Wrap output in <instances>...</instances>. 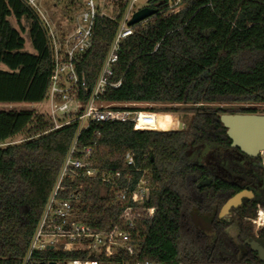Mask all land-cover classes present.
Listing matches in <instances>:
<instances>
[{
	"label": "trees",
	"instance_id": "obj_1",
	"mask_svg": "<svg viewBox=\"0 0 264 264\" xmlns=\"http://www.w3.org/2000/svg\"><path fill=\"white\" fill-rule=\"evenodd\" d=\"M172 1L147 0L146 6L156 11L134 24L113 76L122 84L109 87L103 98L163 104L154 110L191 112L188 122L172 129H135L131 121L92 122L82 131L79 146L95 147L102 171L121 170L134 179L146 172L150 204L157 211L134 229L133 242L144 257L164 264H252L259 261L254 256L260 241L254 218L258 204H264V167L226 157L234 174L229 177L190 151L203 145L230 148L220 115L258 112L253 106L238 110L220 103L264 104V0H182L180 10L167 14ZM119 3L106 0L105 9L115 13ZM119 17H97L92 47L76 65L89 87ZM24 33L34 51L25 49ZM0 62L8 66L0 69V101L45 100L54 68L51 38L43 17L27 0H0ZM87 95L85 89L82 99ZM52 126L42 111L0 109V264H21L78 127L72 123L50 130ZM18 135L22 141L10 142ZM128 156L134 164H128ZM206 177L212 182L198 186ZM260 179L263 186L255 198H244L229 215L217 216L227 198ZM119 212L118 205L100 196L99 181H92L82 210L85 220L108 228ZM202 214L210 216V229L202 226ZM258 231L264 233L263 228ZM80 257L88 255L61 248L34 254L35 264Z\"/></svg>",
	"mask_w": 264,
	"mask_h": 264
},
{
	"label": "built area",
	"instance_id": "obj_2",
	"mask_svg": "<svg viewBox=\"0 0 264 264\" xmlns=\"http://www.w3.org/2000/svg\"><path fill=\"white\" fill-rule=\"evenodd\" d=\"M27 1L43 17L51 38L54 68L45 98L48 116L53 121L50 130L72 123H77L78 127L21 264H35V252L54 248L88 255L57 261L58 264H164L144 257L142 249L133 242L137 222L153 218L157 211V207L150 204L151 195L149 200L147 198L151 190L146 172L134 179L132 173L123 175L121 170L102 171L96 166L95 147L79 146L82 131L92 122L131 121L135 129H165L158 122V112L139 107L140 102L103 98L109 87L122 84V79L114 80L113 76L119 50L135 31L128 21L139 9L140 0H119L115 13L105 9L106 0H83L81 9L69 24L61 27L54 26L44 14L41 0ZM120 6H123L121 12ZM182 6V0H173L166 13H175ZM119 14V25L109 51L94 84L89 87L76 65L92 47L97 17L116 18ZM85 89L88 95L82 99ZM128 164H134L132 156H128ZM94 180L99 181L100 196L108 197L120 207L114 224L108 228H99L85 220L82 214L86 191Z\"/></svg>",
	"mask_w": 264,
	"mask_h": 264
},
{
	"label": "water",
	"instance_id": "obj_3",
	"mask_svg": "<svg viewBox=\"0 0 264 264\" xmlns=\"http://www.w3.org/2000/svg\"><path fill=\"white\" fill-rule=\"evenodd\" d=\"M155 8L144 6L133 13L132 18L128 21L129 25H134L147 17L154 14ZM220 119L227 128V134L231 139V146L239 148L242 152L250 156L262 155L264 160V114L248 113V112H224L220 115ZM182 123L179 124L181 128ZM210 178L201 180L198 186L209 184ZM151 191L148 192V200ZM253 191L242 189L225 200L219 210V217H225L233 207L239 206L244 197H252ZM259 250L264 254V246ZM40 264H58L57 261L41 262Z\"/></svg>",
	"mask_w": 264,
	"mask_h": 264
},
{
	"label": "rangeland",
	"instance_id": "obj_4",
	"mask_svg": "<svg viewBox=\"0 0 264 264\" xmlns=\"http://www.w3.org/2000/svg\"><path fill=\"white\" fill-rule=\"evenodd\" d=\"M70 1L72 0H41L40 6L44 14L49 18L54 26H64L69 24L70 18L76 15V12H78L81 9L82 0H74L75 6L70 5ZM103 1V0H98ZM147 0H140L138 2V8L146 6ZM15 22V19H13ZM26 37V44L25 49L29 51H34L30 40L26 36L27 33H24ZM0 69H8V66L0 62ZM221 106L231 107L233 109L240 108H247V107H256L257 113H264V104H249V103H220ZM139 107L154 110L156 108L164 107L163 104H157V103H151V102H140ZM0 109H35L38 111H42L47 113L49 111V106L46 100L42 102L32 103V102H6V101H0ZM156 112L162 113V118L167 121V127L168 129L177 128L179 127V124L182 123V126L188 122L190 116L192 115L191 112H184L181 110H168V111H158L154 110ZM237 112V111H236ZM48 114V113H47ZM181 126V127H182ZM24 137L22 135H18L14 137L10 142H20L22 141ZM8 144L5 143L4 145ZM212 153V152H211ZM263 208V207H262ZM261 209V208H260ZM255 223V222H254ZM258 223H255V228L257 229ZM236 230L231 229V233L233 235L236 234Z\"/></svg>",
	"mask_w": 264,
	"mask_h": 264
},
{
	"label": "flooded vegetation",
	"instance_id": "obj_5",
	"mask_svg": "<svg viewBox=\"0 0 264 264\" xmlns=\"http://www.w3.org/2000/svg\"><path fill=\"white\" fill-rule=\"evenodd\" d=\"M262 114H264V113H262ZM190 154L192 157H195L199 162H202L206 165H210L220 175H225V176H229V177H234V174L231 173L228 170V168L226 167V157H229L234 162L239 163V164L244 165V166L245 165L246 166L256 165V166H263L264 167V160H263L262 155L250 156V155H247L244 152H242L239 148L233 147V146H231L230 148H218V147L214 148V147H210L208 145H203L197 149L191 150ZM208 178L211 179V181L209 182V184H210L212 182L211 177H206L202 180H207ZM204 186H206V185H204ZM262 186H263V181H262V179H260L257 182L252 183V187L243 188V189H249V190L253 191L252 197H244V198H247V199L255 198L258 195ZM244 198H243V200H244ZM262 207L264 209V204H258L257 215L254 218V222L258 223V227L256 229V231L258 232L257 238L260 239V241L257 245V251H256V253H254V256L259 258V261L252 263V264H264V254H262L261 251L259 250V247L261 248L262 246H264V233L261 234L258 231L261 228L264 229V222H260V220H259V213H260V210L262 209ZM220 208H219V210H220ZM219 210L217 212L218 217H219V215H218ZM230 212H231V210H230ZM229 213L227 215H229ZM204 215L205 214L201 215L200 222H202L203 227H205L206 229H210V227H209V225H210L209 217L210 216L205 217ZM236 238H238V236H236Z\"/></svg>",
	"mask_w": 264,
	"mask_h": 264
},
{
	"label": "bare ground",
	"instance_id": "obj_6",
	"mask_svg": "<svg viewBox=\"0 0 264 264\" xmlns=\"http://www.w3.org/2000/svg\"><path fill=\"white\" fill-rule=\"evenodd\" d=\"M156 115L158 117L159 124L162 125V126H166L167 125V121L162 118V113L158 112V113H156ZM259 220L261 222H264V209L263 208L260 210Z\"/></svg>",
	"mask_w": 264,
	"mask_h": 264
},
{
	"label": "crops",
	"instance_id": "obj_7",
	"mask_svg": "<svg viewBox=\"0 0 264 264\" xmlns=\"http://www.w3.org/2000/svg\"><path fill=\"white\" fill-rule=\"evenodd\" d=\"M165 129H167V127H165Z\"/></svg>",
	"mask_w": 264,
	"mask_h": 264
}]
</instances>
